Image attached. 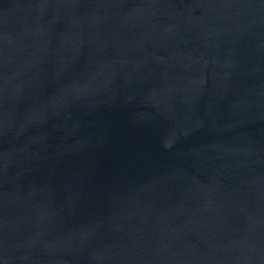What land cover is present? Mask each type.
Returning a JSON list of instances; mask_svg holds the SVG:
<instances>
[{
    "label": "water",
    "instance_id": "1",
    "mask_svg": "<svg viewBox=\"0 0 264 264\" xmlns=\"http://www.w3.org/2000/svg\"><path fill=\"white\" fill-rule=\"evenodd\" d=\"M0 264H264V0H0Z\"/></svg>",
    "mask_w": 264,
    "mask_h": 264
}]
</instances>
